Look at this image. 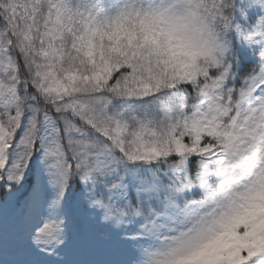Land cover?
I'll use <instances>...</instances> for the list:
<instances>
[{"label":"snow or ice","instance_id":"obj_1","mask_svg":"<svg viewBox=\"0 0 264 264\" xmlns=\"http://www.w3.org/2000/svg\"><path fill=\"white\" fill-rule=\"evenodd\" d=\"M0 264H264V0H0Z\"/></svg>","mask_w":264,"mask_h":264}]
</instances>
